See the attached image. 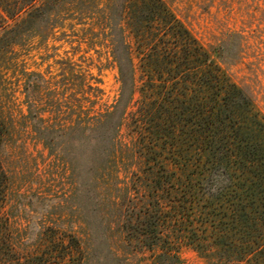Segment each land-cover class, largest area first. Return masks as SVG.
<instances>
[{
  "label": "trees",
  "instance_id": "1",
  "mask_svg": "<svg viewBox=\"0 0 264 264\" xmlns=\"http://www.w3.org/2000/svg\"><path fill=\"white\" fill-rule=\"evenodd\" d=\"M96 2L101 8L94 12ZM73 21L102 30L121 74V95L100 117L71 113L84 112L81 105L59 108L69 98L60 90L61 81L19 69L22 50ZM137 39L140 78L134 56ZM213 53L164 0H0V264H84L88 254L83 236L76 234L54 240L41 236L33 249L23 251L22 228L10 209L32 202L33 193L16 189L2 158L20 119L29 123L50 156H70L80 169L72 176L76 198L88 185L81 171L91 170L87 140L93 131L96 151L108 162L98 170L101 179L113 176L119 149L123 155L141 149L149 160L166 158L169 169L157 182L170 188L166 195L156 193V206L142 212L139 222L148 225L150 237L139 243L155 252L154 264H181L182 243L203 254L205 264H264V115L252 92ZM63 70L65 88L68 71ZM12 84L22 100L9 96ZM136 103L133 117L139 136L123 148L120 129Z\"/></svg>",
  "mask_w": 264,
  "mask_h": 264
},
{
  "label": "rangeland",
  "instance_id": "2",
  "mask_svg": "<svg viewBox=\"0 0 264 264\" xmlns=\"http://www.w3.org/2000/svg\"><path fill=\"white\" fill-rule=\"evenodd\" d=\"M164 1L200 44L214 50L215 58L234 80L246 85L253 94L257 109L264 115V0ZM97 8L101 6L96 2L92 10L97 12ZM133 43L140 78L143 66L138 50L141 44L138 39ZM219 46L221 54L217 55ZM111 50L101 29L73 21L66 28L48 33L41 42L22 50L19 69L39 71L48 79L61 81L60 90L69 98L66 102L63 99L59 108L81 105L84 112L74 109L71 113L100 117L112 110L122 91L121 74ZM74 63L75 68H70ZM64 68L68 71L65 77L68 86L65 88L62 87ZM9 75L17 84L13 70ZM8 94L19 100L24 98L15 84L9 87ZM139 96L138 92L135 98ZM137 108V103L129 107L120 129L123 148L135 143L139 136L133 117ZM16 129V135L2 158L13 175L16 189L33 193L32 202L24 201L10 209L12 220L19 222L22 228L24 252L33 249L42 237L54 240L62 234H71V237L76 234L83 236V248L88 253L84 264H154L155 252L139 243V240L150 237L148 225L142 226L139 222L142 212L156 206V193L162 191L166 195L170 188L160 187L157 182V176H165L169 169L163 155L158 161L154 158L150 161L140 154L141 149L124 155L119 149L115 160L118 167L114 168L113 176L101 179L98 170L108 162L96 151L94 136L97 132L93 131L89 133L91 140H87L91 170L81 171L88 185L82 186L81 193H77L79 198H76L72 176L80 169L72 164V158L67 156L63 161L50 156L45 144L33 135L29 123L20 119ZM40 196L48 198L40 200ZM129 213L130 221L127 218ZM163 227L166 233L168 227ZM178 250L181 264L207 262L203 254L188 244H180Z\"/></svg>",
  "mask_w": 264,
  "mask_h": 264
}]
</instances>
